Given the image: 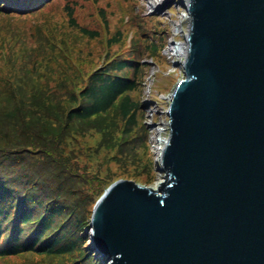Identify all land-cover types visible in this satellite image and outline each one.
I'll list each match as a JSON object with an SVG mask.
<instances>
[{"label":"trees","instance_id":"trees-1","mask_svg":"<svg viewBox=\"0 0 264 264\" xmlns=\"http://www.w3.org/2000/svg\"><path fill=\"white\" fill-rule=\"evenodd\" d=\"M50 1L0 0V262L105 264L82 231L112 181H143L152 170L143 58L160 53L168 33L135 30L123 48L132 25L109 32L100 9L102 48L100 31L80 25L72 4L63 6L70 33L45 15ZM83 37L100 43L97 60L78 55Z\"/></svg>","mask_w":264,"mask_h":264},{"label":"water","instance_id":"water-1","mask_svg":"<svg viewBox=\"0 0 264 264\" xmlns=\"http://www.w3.org/2000/svg\"><path fill=\"white\" fill-rule=\"evenodd\" d=\"M157 187L111 182L87 247L108 264H264V0H186ZM179 64V62H176Z\"/></svg>","mask_w":264,"mask_h":264},{"label":"rangeland","instance_id":"rangeland-1","mask_svg":"<svg viewBox=\"0 0 264 264\" xmlns=\"http://www.w3.org/2000/svg\"><path fill=\"white\" fill-rule=\"evenodd\" d=\"M150 2L151 0H51L50 3L43 8V11L44 14L47 15L49 10L54 22L56 24H62L60 28H62V30L67 29L70 33L71 30L67 28L65 24L66 21L63 12V6L66 3L72 4L74 6L77 22L80 25H84L88 28L98 29L100 31L102 38V48L105 37L108 36V31L103 26L100 19V9L107 19L109 32H113L119 27L125 28L132 25L126 32L125 40L122 46L123 48H130L132 46V37L135 35V30H137V34L141 38H144L145 36L149 37V33L150 35H155L156 33L154 34L151 31L152 29L159 31L161 28H163V30H167L168 35L166 36L165 44L163 45L161 52L158 53L159 55H144L143 61L147 63V67L142 91L139 95V99L142 102L143 108V117L141 119L147 128L146 147L148 148L151 155L152 170L148 172L143 170L141 172L140 177L144 178L141 179L143 181H137L136 179L128 178L133 179L141 184L157 187L160 182L163 181L164 174L162 171L158 170L159 164L157 161V155L155 153L156 150L155 147H151L150 139L152 137V139L155 140V138L160 139L162 135L165 136L166 132L162 134V131H159V129L162 126H164V128L166 126L163 122L167 116L166 110L169 103L168 96L175 82L181 78L183 74L182 68L180 66L183 56L180 57L176 54H172L170 50L166 52V46L168 45V40L171 39L183 41L187 21L183 17H180V12L183 10L181 0H164L159 5L153 6H150ZM144 17H150L149 21H145ZM139 23H141V25H138ZM177 23L178 26L176 29L175 25ZM143 32L147 33L145 34ZM3 34L4 32L1 30V35ZM85 39L86 38L83 37L82 41L76 40V46L79 44V47L84 50L80 51L78 55L84 58H89L86 55L88 54L97 60V52L101 49L100 43L96 39H91L90 41L88 40L89 42L85 43ZM68 44L70 45V41ZM0 51L2 52L1 47ZM2 54L4 53L2 52ZM84 62L85 60L82 62L79 61L80 64ZM176 62H179V64ZM94 65L95 63L89 64L90 67H93ZM90 144H93V141H91ZM154 145H156V143H154ZM143 152L144 150L142 149V154H144ZM116 168L117 164L116 167L115 165H112L111 170L115 172ZM117 174H119V172ZM115 175L116 174L113 176ZM82 232H84V234H88L85 233V230ZM13 260L17 262L21 259L13 258ZM0 264L2 263L0 262Z\"/></svg>","mask_w":264,"mask_h":264},{"label":"bare ground","instance_id":"bare-ground-1","mask_svg":"<svg viewBox=\"0 0 264 264\" xmlns=\"http://www.w3.org/2000/svg\"><path fill=\"white\" fill-rule=\"evenodd\" d=\"M150 1V0H149ZM164 0H151V2H150V6H153V5H159L160 3H162ZM182 1V3L183 2H185L186 0H181ZM185 15V14H184ZM186 15H187V13H186ZM186 19H187V17H186ZM173 45H172V50H173V52H174V54H176L177 56H180V57H182L183 56V60H184V58H185V50H186V42H184V41H180V42H177V43H172ZM183 60H182V62H183ZM180 66H181V68H182V73H183V67H182V63H180ZM182 76H183V74H182ZM169 96H170V94H169ZM169 96H168V100H169ZM164 124H165V122H164ZM159 131H162V134H164L165 132H166V134H165V136H163L162 135V137L160 138V142L158 143V145H159V148H158V150H157V152H156V155H157V158L159 159V156L161 155V150H162V148L165 146V143H166V141H167V139H168V135H169V126H165V128H164V126H162L160 129H159ZM157 142V141H156ZM160 147H161V149H160ZM160 149V150H159ZM92 211V210H91ZM91 215V214H90Z\"/></svg>","mask_w":264,"mask_h":264},{"label":"built area","instance_id":"built-area-1","mask_svg":"<svg viewBox=\"0 0 264 264\" xmlns=\"http://www.w3.org/2000/svg\"><path fill=\"white\" fill-rule=\"evenodd\" d=\"M183 10L180 12V17H183L186 21H187V19H186V17H187V15H186V11H185V9L184 8H182ZM185 14V15H184ZM177 26H178V23L175 25V27H176V29H177ZM177 33V32H176ZM186 33H187V25H186V28H185V32H184V39H183V41L185 42V35H186ZM178 34V33H177ZM180 41H182V40H174V39H171V40H168V42H167V46H166V52H168L169 50H170V52L172 53V54H174V52H173V50H172V43H177V42H180ZM164 122H165V124L164 125H166V126H168V118H167V116H166V118H165V120H164ZM163 122V123H164ZM151 124V123H150ZM152 139V137H151V139H150V143H151V147H155V150H156V152H157V150H158V148H159V145H158V143L160 142V139H156L155 138V140H153ZM157 141V142H156ZM154 143H156V145H154ZM160 149H161V147H160ZM159 149V150H160ZM155 152V153H156ZM159 159H160V156H159ZM159 159L157 158V161H159Z\"/></svg>","mask_w":264,"mask_h":264}]
</instances>
